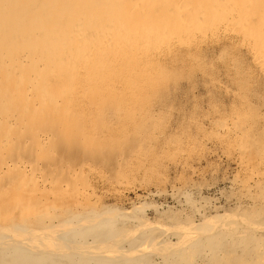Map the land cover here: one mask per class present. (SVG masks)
<instances>
[{
  "label": "bare ground",
  "instance_id": "obj_1",
  "mask_svg": "<svg viewBox=\"0 0 264 264\" xmlns=\"http://www.w3.org/2000/svg\"><path fill=\"white\" fill-rule=\"evenodd\" d=\"M217 40L248 57L237 76L264 78V0H0V264H264V113L262 135L250 129L253 113L235 108L204 122L230 142L242 173L228 179L240 197L230 210L199 211L175 187L166 197H179L176 218H147L144 202L127 197L136 188L116 182L131 151L111 167L115 158H74L117 141L116 120L164 77L162 62L185 52L195 63L200 44ZM138 105L127 138L147 144L151 108ZM91 177L122 206L98 204Z\"/></svg>",
  "mask_w": 264,
  "mask_h": 264
},
{
  "label": "rangeland",
  "instance_id": "obj_2",
  "mask_svg": "<svg viewBox=\"0 0 264 264\" xmlns=\"http://www.w3.org/2000/svg\"><path fill=\"white\" fill-rule=\"evenodd\" d=\"M206 42H202L196 49L198 60L195 63L189 62L185 52H179L178 55L162 62L166 71L164 77L149 87L144 96L137 98L140 100L136 102L137 106L130 110L129 117L116 120L114 138L118 137L117 141L101 144L105 145L106 150L100 146L99 149L85 150L74 155L79 162L93 159L92 163H98L102 158L108 161L115 158L108 165L111 167L117 165L116 161L121 160V155H129L131 151L133 156L125 161L121 160L123 166L119 169L118 178L112 176L111 171L105 168L103 171L105 177L111 180L116 177V182L120 186H125L127 190L136 188L137 195L128 192L127 197L131 201H136L137 197L144 202L145 207L142 209L147 218H154L156 213L161 214L163 219L170 215L173 219L176 218L179 210L174 209L176 207L174 203L179 197L173 198L175 201L168 197L172 189L175 193L177 189L190 190L188 195L193 202L195 201V209L207 213L217 208L230 210L232 203L240 200L228 182L229 178H234L235 181L239 179L241 173L232 163L235 158L232 146L226 138H222L224 135L216 134L204 122L211 119L221 124L235 108L245 118H249L248 114L253 113L256 119L250 116L252 124L250 129L254 135H262L261 124L257 118L264 113V78L255 74L247 77L237 76L239 68L240 70L249 68L248 57L237 49L232 48L233 51L221 40L213 44ZM230 52L238 55L239 60L236 61L235 67L229 64H232L228 55ZM235 88L251 103L252 111L248 110L249 113L238 109L241 104L240 99L233 95ZM138 104L151 108L143 121L149 127L143 128L139 137L144 142L148 141L147 144H141L132 137L127 138L130 129L138 122L135 114L140 110ZM82 130L85 129L82 127ZM154 131L158 134L154 135L152 133ZM76 132L67 136L68 139L74 141L79 134ZM203 137L210 143L199 144L200 138ZM87 146L89 148V143ZM138 155L143 156V160L136 159ZM190 165L199 168L201 174L199 176L189 174L187 167ZM98 181V178L91 177L87 186L95 192L100 202L98 204L107 205L110 209L117 206L120 208L123 198L115 197L104 186L101 190ZM154 189L159 191V195H145L147 191L152 192Z\"/></svg>",
  "mask_w": 264,
  "mask_h": 264
}]
</instances>
